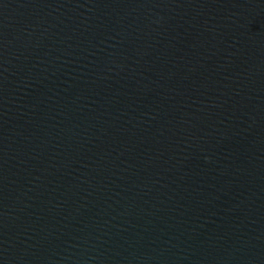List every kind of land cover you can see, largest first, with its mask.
<instances>
[{"label":"water","instance_id":"obj_1","mask_svg":"<svg viewBox=\"0 0 264 264\" xmlns=\"http://www.w3.org/2000/svg\"><path fill=\"white\" fill-rule=\"evenodd\" d=\"M0 264H264V0H0Z\"/></svg>","mask_w":264,"mask_h":264}]
</instances>
